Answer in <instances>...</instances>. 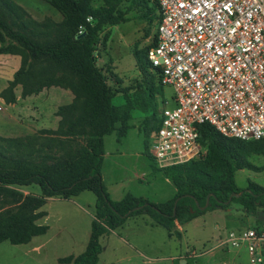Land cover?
I'll use <instances>...</instances> for the list:
<instances>
[{
    "label": "trees",
    "instance_id": "trees-1",
    "mask_svg": "<svg viewBox=\"0 0 264 264\" xmlns=\"http://www.w3.org/2000/svg\"><path fill=\"white\" fill-rule=\"evenodd\" d=\"M43 1L61 14L60 22L50 18L36 21L13 0H0V55L20 57V66L0 98L6 105L15 104L14 91L19 86L21 99L52 87L69 90L74 99L58 107L56 116L60 121L56 130L39 133L46 137L44 142L0 137L1 143L14 144L16 150L14 155L0 153L10 165L9 168L0 165V199L16 197L8 186L36 185L40 191L39 196H20L15 207L5 210L0 207V244L7 241L27 245L33 238L44 235L47 227L37 222L45 216L41 211L45 200L69 199L85 191L95 196L88 243L80 255L59 258L60 264H97L100 238L136 216H147L172 235L176 223L186 224L208 211L227 210L233 203L256 219L258 224L254 227L264 224V187L249 182L245 189H240L234 180L238 170H264V165L256 167L247 160L250 154L264 152V139L245 142L228 138L209 124L199 127L200 142L207 150L203 159L166 168L156 166L174 186L173 198L157 204L131 194L120 201L109 198L101 176L104 137L116 133L118 140L124 138L129 130V113L119 112L112 105L114 95L97 65L100 34L106 25L126 21V13L119 8L123 2L138 9H148L153 4L156 23L158 5L155 0H103V6L94 8L89 0ZM154 42L155 34L144 54L137 50L133 53L143 76L137 90L150 96L163 94V86L158 76L149 71L146 58ZM160 122L158 115L154 130ZM81 139L84 144L79 143ZM64 146L68 150L61 155L54 153ZM148 150L146 147L150 156ZM241 192V196H236ZM209 196V206L202 210ZM175 200L178 201L174 211Z\"/></svg>",
    "mask_w": 264,
    "mask_h": 264
},
{
    "label": "rangeland",
    "instance_id": "rangeland-1",
    "mask_svg": "<svg viewBox=\"0 0 264 264\" xmlns=\"http://www.w3.org/2000/svg\"><path fill=\"white\" fill-rule=\"evenodd\" d=\"M13 1L36 21L40 22L47 18L57 22L62 20L61 14L43 0ZM89 1L94 8L104 5L103 0ZM119 8L126 13V21L104 27L100 34L101 42L97 47V65L114 95L112 105L119 112L128 111L129 113L127 120L129 130L125 139L118 140L116 133L104 137L106 157L101 169L103 184L108 188L112 198L120 200L125 195L131 194L143 196L150 201L165 202L173 198L174 187L171 183L167 184L165 177L156 170L158 168L147 155L146 147L149 148L153 142L150 133L155 131L158 115L161 116L163 112V101L172 96V89L165 86L162 95L153 93L152 96L145 91H138L137 84L143 76L133 56L135 50L144 54L146 47L150 44L155 33L157 14L154 12L153 4L148 9H138L130 8L128 2H123ZM19 66V56L0 55V91L5 88L7 81L12 80ZM59 91L61 89L52 88V96L50 100L48 99L50 106L44 104L45 112L42 120L51 119V113L56 107L70 102L71 95H62ZM14 93L16 98H19L21 87L18 86ZM22 103L17 100L16 106L10 108L0 100V137L20 141L37 140L36 144L44 142L46 137L39 134L43 129L37 130L38 125L29 119L36 116L33 110H41L42 107L34 102L31 103L32 109H30L24 105L20 106ZM120 125L118 124L119 127ZM149 129L152 130L147 135ZM79 143L84 144V141L81 139ZM66 150L68 148L64 146L55 149L54 153L61 155ZM120 152L124 155L119 156ZM0 153L14 155L16 153L14 144L0 142ZM247 160L254 166L261 167L264 165V152L250 154ZM0 165L5 168L10 166L1 157ZM235 181L241 189L247 186L248 181L264 187V170L261 172L238 171L235 173ZM8 189L17 195L15 198L13 196L1 198L2 210L17 206L16 199H20V196L40 195L39 187L36 185L26 187L14 185L8 186ZM94 200L95 196L91 192H84L78 198L85 210L71 202H49L46 209L52 216L60 212L63 220L59 223L55 219L49 220L50 232L34 238L27 245L2 242L0 264H59L57 262L59 258L80 255L90 237ZM237 209L235 205H231L230 210L227 211L218 209L200 215L196 222L185 225L182 240H168L167 233L162 227L149 228L143 223L129 222L124 230H119L117 234L125 241H129L141 253L135 252L118 236L109 234L100 240L101 253L97 264H180L178 259L171 261L169 258L184 254L186 264H233L235 261L232 258L210 257L211 254L220 250L213 251L204 257L192 256L191 252L193 250L199 252L202 246L210 248L219 237H224L228 230L242 227V223L238 222L242 212ZM245 226L244 228H250L254 227V224L250 227L249 224ZM55 228L58 230L55 231ZM39 243H43V246L37 252ZM236 259L242 264H248L245 254L241 259Z\"/></svg>",
    "mask_w": 264,
    "mask_h": 264
},
{
    "label": "built area",
    "instance_id": "built-area-1",
    "mask_svg": "<svg viewBox=\"0 0 264 264\" xmlns=\"http://www.w3.org/2000/svg\"><path fill=\"white\" fill-rule=\"evenodd\" d=\"M159 19L147 50L149 71L172 89L149 155L166 168L206 155L199 127L241 141L264 139V0H155ZM244 251L264 264V224L231 229L212 247Z\"/></svg>",
    "mask_w": 264,
    "mask_h": 264
},
{
    "label": "crops",
    "instance_id": "crops-1",
    "mask_svg": "<svg viewBox=\"0 0 264 264\" xmlns=\"http://www.w3.org/2000/svg\"><path fill=\"white\" fill-rule=\"evenodd\" d=\"M17 4V3H16ZM20 6V5H19ZM11 81V80H10ZM8 86V81H7V83H6V86H5V88ZM5 88H3L2 90H4ZM52 88H56V87H52ZM52 88H49V89H44V90H42L39 94H37V95H31V96H29V97H26V98H24V99H21V97H19V98H16V101L17 100H19V101H21V102H23L20 106H22V105H24V106H26V108H30V109H32L31 107H30V105H31V103H34V102H36L38 105H40L41 107H42V109L41 110H33V111H35V113H36V116L35 117H37V118H35V117H30L29 119H30V121H33L35 124H37L38 125V127H37V130H40V129H43V130H56L57 128H58V124H59V121H60V118L59 117H57L56 116V112H57V107L53 110V112L51 113V116H52V118L50 119H48V120H42V118H43V113L45 112V110L43 109V107H44V104H46L47 106L49 105V100H50V98H51V96H52ZM59 89H61V88H59ZM1 90V91H2ZM0 91V92H1ZM59 92H62L61 94L62 95H71L70 97H69V99H70V102L68 103V104H70V103H72V101H73V99H74V96L72 95V93L69 91V90H64V89H61V91H59ZM17 97V96H16ZM49 99V100H48ZM2 102H4L2 99H0ZM48 100V101H47ZM28 102H30V104H26V103H28ZM5 104V103H4ZM68 104H65V105H68ZM6 105V104H5ZM7 106H9L10 108L11 107H15L16 106V103L15 104H12V105H7ZM50 106V105H49ZM61 106H63V105H61ZM60 107V106H59ZM39 115V116H38ZM125 139V138H124ZM122 143V142H121ZM124 155V153H121L120 152V154H119V156H123ZM105 157H106V152H105V154H104V156H103V163H104V161H105ZM151 160V159H150ZM152 161V160H151ZM103 163H102V165H103ZM256 167H258V166H256ZM262 167V166H261ZM102 169V168H101ZM242 170H249V169H242ZM242 170H238V171H242ZM102 171V170H101ZM238 171H236V172H238ZM251 171V170H250ZM253 171V170H252ZM261 171H263V170H260V171H255V172H261ZM235 172V173H236ZM161 173V172H160ZM102 174V173H101ZM161 175H163L162 173H161ZM102 176V180H103V174L101 175ZM234 180H235V175H234ZM165 181H166V183L167 184H169V183H171L169 180H167L166 178H165ZM249 182H251V181H248V183ZM248 183H247V185H248ZM254 183V182H253ZM235 184H236V181H235ZM259 185V184H258ZM236 186H237V184H236ZM261 186V185H260ZM174 187V186H173ZM238 187V186H237ZM247 187V186H246ZM245 187V188H246ZM263 187V186H262ZM105 188H106V190H107V193H108V195H109V198L111 199V200H113V201H120L119 200V198L118 199H116V198H112L111 197V194H110V192L108 191V188L105 186ZM239 188V187H238ZM244 188V189H245ZM241 189V188H240ZM173 191V193L175 194V188L172 190ZM85 192H87V191H85ZM84 192H82L81 194H79L77 197H73V198H69V199H61V198H48V199H46L45 200V205L41 208V211H43L44 213H45V216L44 217H42L37 223L39 224V225H42V226H46L47 227V230H46V233H48V232H50V226L48 225V222H49V220L51 221V219H55L56 220V222L57 223H59L61 220H63V217H62V215L61 214H59V213H57V214H54L53 216H52V214H50V212L46 209V206L48 205V203L49 202H53V203H59V202H71V204H73V205H76V206H78V207H80L82 210H85V207H84V205L81 203V201H78V198H80V196L83 194ZM126 196V195H125ZM134 196V195H133ZM135 197H137V198H142V199H145V200H147V201H149V202H151V203H155V204H157V203H162V202H159V201H150L148 198H145V197H143V196H135ZM168 201V200H167ZM94 204H95V200H94ZM231 205H235V207H237L238 209L237 210H239V211H241L242 212V210H241V207L239 206V205H237V204H231ZM231 205L229 206V208L227 209V210H230V208H231ZM45 208V209H44ZM88 208H89V206H88ZM227 210H224V211H227ZM199 217V216H198ZM197 217V218H198ZM93 218H94V212H93ZM197 218H195V219H193L192 221H190V222H196L197 221ZM93 220V219H92ZM239 221V223H242V227L241 226H239V229H242V228H244V227H246L245 225H248L249 224V227L252 225V224H254V226L255 225H257V223L255 222L256 221V219L253 217V216H248V215H246V214H244L243 212H242V216L238 219ZM129 222H133V224H137V223H143V225L145 226V227H149V228H155V227H160V226H156V225H154L153 224V222L151 221V219H149L147 216H136V217H131V218H128L126 221H125V223L121 226V227H119L118 229H116V230H114V231H111L109 234L110 235H116V236H118L121 240H123V241H125V239H123V237H121V236H119L118 234H117V232L119 231V230H124V228H125V226H127L128 224H129ZM190 222H188V223H186V224H178V223H176V225H175V229H174V231L172 232V235H169V233L166 231V233H167V237H168V240H171V239H177V240H182V238H183V233H185V230H184V227H185V225H187V224H189ZM63 229V228H62ZM61 229V230H62ZM56 230H58V228H55V231ZM60 230V231H61ZM46 233L44 234V235H46ZM109 234H107V235H109ZM177 234L179 235V236H177ZM44 235H41V236H44ZM107 235H105V236H107ZM105 236H103V237H105ZM38 237H40V236H38ZM103 237H101V238H103ZM222 237V236H221ZM36 238V237H35ZM101 238H100V240H101ZM34 239V238H33ZM33 239L31 240V241H33ZM126 243H128V245H130L132 248H133V250L135 251V252H139V253H141L139 250H137V248H135V246H132L130 243H129V241H125ZM39 246L36 248V250H37V252H39L41 249H42V246H43V243H39L38 244ZM85 250V249H84ZM193 250V249H192ZM185 252V251H184ZM245 253H244V251H240V250H220V251H217V252H215V253H213V254H211L210 255V257L211 258H218V257H220V256H225V257H227L228 259H234V263L233 264H238V260L236 259V258H242V256L244 255ZM185 255V254H184ZM184 255H179L178 257H176V256H172V257H170L169 259L171 260V261H173V260H177L178 259V261H179V263L180 264H182L183 262H184V264H186V260H184ZM207 256V255H206ZM232 256H234V257H232ZM245 256H246V254H245ZM202 257H204V256H202ZM239 259V260H240ZM57 262H58V259H57ZM59 263V262H58ZM240 264H242L241 262H239ZM60 264V263H59Z\"/></svg>",
    "mask_w": 264,
    "mask_h": 264
},
{
    "label": "water",
    "instance_id": "water-1",
    "mask_svg": "<svg viewBox=\"0 0 264 264\" xmlns=\"http://www.w3.org/2000/svg\"><path fill=\"white\" fill-rule=\"evenodd\" d=\"M243 193L241 192V193H239L238 195H236V196H241ZM233 196H235V195H232V197ZM209 200H210V196L207 198V201H206V203H205V205H204V207H202L201 209L202 210H204V209H206L208 206H209ZM177 201L178 200H175V202H174V211H175V207H176V204H177ZM230 201H231V198L228 200V203H230ZM136 209H138V208H135L134 210H136ZM132 211H130L128 214H130Z\"/></svg>",
    "mask_w": 264,
    "mask_h": 264
}]
</instances>
